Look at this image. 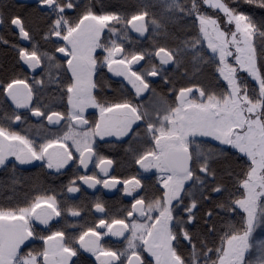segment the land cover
<instances>
[{"label":"snow or ice","instance_id":"snow-or-ice-1","mask_svg":"<svg viewBox=\"0 0 264 264\" xmlns=\"http://www.w3.org/2000/svg\"><path fill=\"white\" fill-rule=\"evenodd\" d=\"M9 7L0 168L40 162L60 184L0 204V264H264V16L235 0H36L29 23ZM105 69L122 78L112 98ZM106 137L132 174L109 171ZM118 185L113 213L77 199Z\"/></svg>","mask_w":264,"mask_h":264},{"label":"flooded vegetation","instance_id":"flooded-vegetation-1","mask_svg":"<svg viewBox=\"0 0 264 264\" xmlns=\"http://www.w3.org/2000/svg\"><path fill=\"white\" fill-rule=\"evenodd\" d=\"M5 3L9 4V11L13 12H20L22 15L25 16L26 20L29 23H35L36 21H30L31 19L28 16L36 15L33 12V9L36 7V2H30L27 0H5ZM135 37L137 34L132 33ZM0 36L12 41L17 39V37L13 36L10 32L5 31L4 29L0 28ZM24 46H29L26 41L23 42ZM62 55V54H61ZM19 71V65L16 63V52L11 49L10 47L0 43V76L5 74H12L13 71ZM104 79L111 84V88L105 87L101 94L112 98L115 95L119 94V87L122 81V78L114 76L112 73H108L107 69L104 70ZM126 84V82H124ZM130 88V86H128ZM2 115V113H0ZM86 117L91 121L97 118L98 110L94 108H89L86 110L85 113ZM35 120H31L26 122L24 125H17L20 127L21 130L27 133L28 124L35 123ZM36 129L33 128L30 133L31 136H35ZM115 138H104V142H101V151L103 154L111 155L115 157L116 163L113 166V169L109 171L118 176H127L132 174L135 171V168L138 166H132L129 162H127L123 158V149L119 146H113ZM10 161L14 162V158H9ZM34 166H40V162H33L30 165H19L20 168H30ZM1 169V168H0ZM99 171L98 169H93V166L90 165L88 171ZM83 171V170H81ZM70 174V173H69ZM122 186L118 185L115 189H104L102 186H97V189H89L83 188L82 192L77 196V199L85 198L88 201H91L95 195H99L103 201L106 202L108 210L110 213L115 212L118 208L123 205L128 204V200L123 197L122 192L119 190ZM94 212V210H93ZM83 219L87 222L91 223L95 216L92 213H88L87 215L83 216ZM71 220V218H69ZM42 227V226H41ZM73 231V229H70ZM116 238H111V240H115Z\"/></svg>","mask_w":264,"mask_h":264},{"label":"trees","instance_id":"trees-1","mask_svg":"<svg viewBox=\"0 0 264 264\" xmlns=\"http://www.w3.org/2000/svg\"><path fill=\"white\" fill-rule=\"evenodd\" d=\"M86 2H95V0H86ZM108 3L119 6L127 2V0H107ZM134 2V0H133ZM235 4L245 11L249 12L257 19L264 16V10L258 9L254 6H250L243 3V0H235ZM30 21H36V15L28 16ZM146 43V42H145ZM11 165L7 169H0V204L15 202L17 199L22 200L25 195L33 194V188H52L56 186L57 191H59L60 180L49 177L46 170H42L40 166H34L30 168H20L17 167L15 174L11 172ZM63 179V177H61ZM12 180H18L19 182L12 187H6L5 185H11ZM66 183V181H65ZM15 189V191L12 190ZM62 199V197H60ZM64 221L61 220L60 224L63 225ZM69 231H71L69 229ZM34 246L39 247V242ZM118 246V245H117ZM94 260V258H92Z\"/></svg>","mask_w":264,"mask_h":264},{"label":"rangeland","instance_id":"rangeland-1","mask_svg":"<svg viewBox=\"0 0 264 264\" xmlns=\"http://www.w3.org/2000/svg\"><path fill=\"white\" fill-rule=\"evenodd\" d=\"M10 158H13V157H10ZM43 227V226H42ZM255 236L257 238H264V228L262 229H258L257 232L255 233Z\"/></svg>","mask_w":264,"mask_h":264},{"label":"water","instance_id":"water-1","mask_svg":"<svg viewBox=\"0 0 264 264\" xmlns=\"http://www.w3.org/2000/svg\"><path fill=\"white\" fill-rule=\"evenodd\" d=\"M27 1H30V2H36V0H27ZM83 188H87V186H84ZM69 218H71L70 216H69ZM72 219V218H71Z\"/></svg>","mask_w":264,"mask_h":264}]
</instances>
